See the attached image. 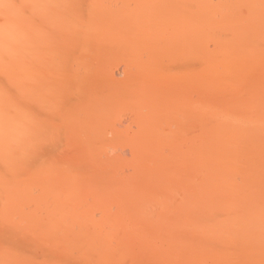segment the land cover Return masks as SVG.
<instances>
[{"label": "bare ground", "instance_id": "obj_1", "mask_svg": "<svg viewBox=\"0 0 264 264\" xmlns=\"http://www.w3.org/2000/svg\"><path fill=\"white\" fill-rule=\"evenodd\" d=\"M0 264H264V0H0Z\"/></svg>", "mask_w": 264, "mask_h": 264}]
</instances>
